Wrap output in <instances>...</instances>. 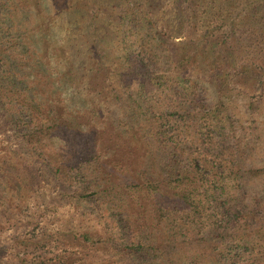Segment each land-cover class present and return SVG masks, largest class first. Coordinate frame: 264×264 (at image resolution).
I'll return each instance as SVG.
<instances>
[{"label":"trees","instance_id":"16d2710c","mask_svg":"<svg viewBox=\"0 0 264 264\" xmlns=\"http://www.w3.org/2000/svg\"><path fill=\"white\" fill-rule=\"evenodd\" d=\"M156 1L143 13L132 0H0V206L31 232L10 234L11 264H72L69 246L91 252L81 264H264V164L251 156L264 141V0L227 34L249 33L207 101L206 80L189 72L213 76L211 63L169 52L147 9ZM185 3L196 31L214 2ZM247 84L259 97L246 100V118L232 91L246 96ZM39 170L61 185L55 202L87 208L102 234L44 226L29 200Z\"/></svg>","mask_w":264,"mask_h":264},{"label":"rangeland","instance_id":"374dc122","mask_svg":"<svg viewBox=\"0 0 264 264\" xmlns=\"http://www.w3.org/2000/svg\"><path fill=\"white\" fill-rule=\"evenodd\" d=\"M218 1L219 0H213L214 3L211 5V8L207 9L206 12L200 15V20L197 21L196 31H191L193 23L187 24L183 19V17L185 16H182L180 14V11L183 9L181 8L182 3L186 5L185 0H161L160 2L156 1L154 3V5L158 7L156 9L147 7L150 16L152 15V21L155 23V33H159L160 37L163 38L168 46L169 52L170 50L172 54H177L174 52H178L179 56L181 57L184 56V53L192 51V53L196 54V57L203 63L204 66L207 62L211 63V67L213 69L211 75L213 76H209L206 74L204 76V72L201 71L202 68L190 69L189 72L193 74L192 76L194 77H202L206 80L207 92L203 94V92L201 91V95H205L202 96V99L204 98L206 99V101L207 99H214L218 96L219 90L217 83L219 79L218 77H216V75L219 74L222 77V75L225 74H221V72L225 69V66L222 65L221 62H224L225 60H231L233 55L239 56L241 54V51L236 49L238 46L237 44L242 39H246L249 35V33H246L245 30L243 31L244 35L242 36L241 33H236L232 34L230 37H227V34H231L233 28L235 30L241 29L240 27L242 22L240 20V17L238 16L239 13L243 14L255 12L253 8L243 10V7L245 5L250 6L255 4L254 0H230L229 3H227V1L224 2L223 6H219ZM131 4L133 8L137 7V10L145 13L144 7L147 6L146 0H132V2H130V5ZM137 5H139L141 9H139ZM178 5H180L181 10L180 8H177ZM119 7L120 6L109 8L108 13H112L114 9L117 11ZM256 11H258L259 13H264V5H259ZM112 14L113 17L117 15L116 12ZM150 16L148 15L147 17L151 19ZM214 19L216 23L213 22ZM100 23L104 22L100 21ZM115 25L116 21L111 22L108 26V31L111 33L110 36L108 35V45L111 47V49L108 50V48H106L105 50V52L109 51L107 60H110L111 62H114L119 57L117 52V45H119V33L118 31H115ZM110 28L112 29L111 31ZM176 31H179L181 37L176 34ZM59 33L62 34V32L60 31ZM232 44L233 47H231ZM189 45L194 46L195 50ZM234 48L236 50V54H233ZM97 59L98 58H92L91 63H95V60ZM214 63L216 67L215 69L213 66ZM54 64L55 66L57 65V63ZM171 66L169 69H172ZM55 70L57 71L58 67L55 68ZM196 73L197 75H195ZM122 84V81H120L118 85L115 86V89H124L122 87L120 88ZM231 87H233V85H231ZM239 87L240 86L236 85V88L232 91L233 95L237 96L232 102V105L236 108L237 111H239L242 117L247 118L246 100L253 96L259 97V91L253 92V85L250 87L247 84L243 89L246 92V96H240L237 92ZM74 92L75 93L72 94L76 96L78 94L77 90L74 89ZM93 104L95 105V103ZM104 121L105 120H100V122ZM105 126L106 124L103 123L101 129H103ZM262 137L264 138V135ZM88 138H90V143L91 135ZM78 139L80 140V138ZM3 145L4 144L0 140V148H2ZM261 145H264V141L258 142L257 145L253 144V147L251 148V156L257 163V165H261L262 163L264 164V158H262V156L260 155ZM34 175L38 176L37 178L39 179V190L32 195L34 198L32 197L29 200L31 205H34L36 207V213H38L37 215H39L40 213L43 215L45 214V218H42V220L46 228L58 229L60 226L67 225L68 229H70L69 232H76L78 234H81L84 231H92L96 234H102L101 225L87 208L80 204L72 205L74 203L64 202L63 204H61V202H55L54 198L58 196L57 193H60V190L62 189L61 185L50 181V178H48L44 170H39ZM86 195L88 197L89 193L86 192ZM4 211L5 209L0 206V245H6L5 253H3L2 257L0 258V264H11L12 257L14 256L16 251L10 249V234H17L16 236H24L27 234L29 236V233L31 232H29V226H27L25 229L22 228L23 225H25V221L27 218L20 217L17 219V217L14 218L13 211L12 213H5ZM111 213L113 214L112 218L117 221L118 218H116L114 215H118V213H116V211H113ZM15 221H18V223ZM13 222H15V225H11ZM58 244L59 243L57 242V247ZM46 252H48V249H46ZM90 254L91 252L84 250V248L78 249L76 248V246H69L68 248V255H71V260L74 261L72 264H81V262L86 263L88 260H90ZM32 257H34L33 253L29 252V255L26 256V259H30Z\"/></svg>","mask_w":264,"mask_h":264}]
</instances>
